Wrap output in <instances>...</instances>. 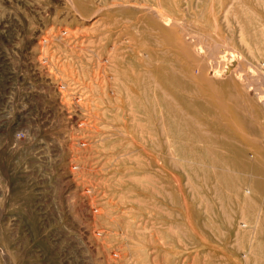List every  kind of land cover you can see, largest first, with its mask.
I'll return each mask as SVG.
<instances>
[{"label": "rangeland", "instance_id": "rangeland-1", "mask_svg": "<svg viewBox=\"0 0 264 264\" xmlns=\"http://www.w3.org/2000/svg\"><path fill=\"white\" fill-rule=\"evenodd\" d=\"M163 18L203 35L201 56L227 42L222 67L245 73L214 79L218 122L202 128L230 160L232 145L256 155L258 169L222 171L238 188L218 185L221 167L197 180L163 161L124 106L118 76L162 49ZM263 63L264 0H0V264H264V204L244 195L264 176V111L244 87L264 89Z\"/></svg>", "mask_w": 264, "mask_h": 264}, {"label": "bare ground", "instance_id": "bare-ground-1", "mask_svg": "<svg viewBox=\"0 0 264 264\" xmlns=\"http://www.w3.org/2000/svg\"><path fill=\"white\" fill-rule=\"evenodd\" d=\"M143 3H144V1H143ZM225 3H226V1H225ZM134 5H135V3H134ZM178 5L180 6L182 4H178ZM138 7H137V9H138ZM144 7H146V6H144ZM148 7H146V8H148ZM153 7H155V6H153ZM209 7L211 8L210 4H209ZM134 8H136V7H134ZM141 9L144 10L142 8V5H141ZM220 10H221L220 11V13H221L223 9H220ZM155 13L156 14H154V15L155 16L157 15V18L158 17H160V18L165 17L159 11H155ZM214 13H217V12H214ZM225 13H226V10H225ZM185 14H186V12H185ZM185 14H183V15H185ZM150 15H151V13H150ZM154 15H152V17ZM164 15H166V14H164ZM147 17H150V16H147ZM174 17H175V15H174ZM165 18H163V19H165ZM175 18H177V17H175ZM174 20H176V19H174ZM174 20L171 21V20L165 19L164 21H169V24L167 27H165V26L163 27L161 25L159 26V24H157L158 32H160V33H159V37L157 39L156 45L158 47L162 46V49H149L148 52H142L143 53L142 57L141 56L138 57V59H136L135 61H133L131 63V65H133V68H134V74L128 75L125 72H122V74H120L118 76L117 80L120 81L119 85L122 84L124 89L127 88L128 82L133 84V88L131 86L128 90L126 89L127 101H126V103H124V106L128 105L130 107V112L133 113V115L138 114V113L143 114L142 116H144L145 119H142V121H140L142 132L148 134V136H149L148 141L150 142L149 144L151 145V150L152 151L159 150L158 153L160 152V156L162 157L161 159L163 161L165 160V157H164L165 153L164 152H165V150L168 149L169 152H173V154H174V162L173 163H175V167L179 168V169L188 170L193 175V177L197 180H200V176H203V178L205 180H209L212 176V173H213L212 170L221 167L222 170L219 173H214V175L216 176V180H217L218 185H221L223 183H227L228 185H233L235 188H238L237 183L233 182L232 180H229V178H228L229 175L227 176V172H222V171H224V170L229 171L230 167H234V168L240 169L242 171H244V169H252V168L258 169L259 168L258 167L259 160L257 159L255 154L254 155L251 154V155H249V159L252 160V162L247 161L245 146L240 145V144H238L237 146L236 145L229 146V148L233 152V156H234V158H232L230 160L228 158L226 152L218 151L216 142L214 141V138L216 139V137L219 136L220 132L218 133V131H217L214 133L213 131H210V130L209 131H203L202 128L205 126L210 127L211 125L216 124L218 122L217 121L218 119L214 120L216 117H219L218 116L219 114H217V112H216L217 110L215 108V104L217 103V101L219 103L221 102V100L215 99V97L207 95L206 90L209 89V91H210V90L215 89L216 88L215 87L216 86L215 81L217 80L216 78L221 77V75H230V76L233 75V76H240L243 78L244 77L243 74H245V73L242 74L243 70L241 69L240 66H235L233 68L226 69V70H225V68L222 67L223 62H225V61L221 60L222 58L220 55L221 54L225 55V53L227 51L233 50L232 48L228 47L227 42H226V45L223 42H222L223 44H215L216 42L215 43L213 42L214 45L208 46L209 45L208 42L210 40L208 41V39L205 37L207 40L206 39H204V40H206L208 42H205L204 40H202V43L205 46H208V49L205 48V49H207L206 50L207 52L205 51L206 52L205 55L201 56L199 49H197L198 44H199V43H197V41L199 40V42H201L200 40L203 39L202 37H204V36L203 35L199 36L198 34L194 33L184 23H181V22L179 23L180 20H177V21H174ZM218 21H220V20H218ZM186 22L187 21H185V23ZM222 22H223V20H222ZM201 25H202V23H201ZM218 25H219V23H218ZM148 26H149V24H148ZM153 27L155 30L157 29V28H155V26H153ZM219 27L220 26H218V28ZM216 29H214V30H216ZM205 31L207 32L208 30L206 29ZM212 31H213V29H212ZM142 32H144V31H142ZM156 33L157 32H155V34ZM208 33L211 34V31H209ZM211 35H214V34H211ZM206 43L208 45H206ZM133 44H134V42H133ZM204 45L202 47H204ZM222 48H224L226 51H222L221 50ZM249 52H251V51L249 50ZM233 55H234V53H233ZM228 56H229V54H228ZM231 57L232 56H230V58ZM233 60H231V61L233 62ZM226 64H227V61H226ZM228 64L231 65L232 63H228ZM128 66H130V65H128ZM261 66L264 67L263 65H261ZM225 67H226V65H225ZM248 68H250V67H248ZM138 69H140V70H138ZM248 74L250 76V74L252 75L253 73L250 72ZM254 76H252L251 78L246 77V84H244L245 85L244 87H246L248 89L249 88L253 89L255 91L258 100H260V102L262 103V107H263V111H264V89L262 90L261 87H260L261 89L258 87V83L260 82L259 79L261 77L256 78ZM214 79H216V80H214ZM218 80H220V79H218ZM221 80H223V79H221ZM227 80H229V79H227ZM235 82H237V81L235 80ZM221 83L223 84L224 82H221ZM121 89H122V87H121ZM239 90H240V88H239ZM213 91H215V90H213ZM218 92H220V90ZM121 95L123 96V94H121ZM118 102H120V101H118ZM121 102H123V101H121ZM225 102H226V100H225ZM95 114H96V112H95ZM224 115H227V114H224ZM233 118L234 117L232 116V119ZM254 118H256V117H254ZM257 120H258V118H257ZM81 125H82V123H81ZM244 125H247V123H244ZM221 136H225V135H221ZM122 137L125 138V136H122ZM227 137H228V135H227ZM248 137L249 136H247V139H248ZM253 138H255V137L253 136ZM170 140H171V142H170ZM245 140H246V138H245ZM250 140H249V143H252L253 140H252V142H250ZM137 142H139V141H137ZM202 142H209L210 146H208L205 149H202L200 146V143H202ZM256 142H259V141H256ZM256 144H258V143H256ZM258 145H261V144H258ZM143 149H145V148H143ZM257 155H259V154H257ZM157 159H158V156H157ZM184 160L189 161V164L187 165V167L182 165V162ZM152 161H154V160L152 159ZM151 165H153V163H151L149 167H151ZM177 174L179 175V173H177ZM263 178H264V176L261 179H254L252 181V186H254L253 187L254 195L251 193V189H248L249 187L246 188L244 195H245V200L247 201L248 204L253 205V203H258L257 202L258 200H260L264 204V179ZM176 180H178V179L176 178L175 181ZM188 181H189V179H188ZM190 185H191V183H190ZM260 209H262V211H263V208H260ZM240 226L245 228V223L241 222ZM242 257L247 258V253L242 254Z\"/></svg>", "mask_w": 264, "mask_h": 264}]
</instances>
